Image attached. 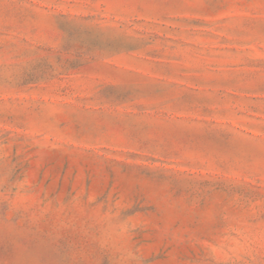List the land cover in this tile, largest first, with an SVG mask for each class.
Returning <instances> with one entry per match:
<instances>
[{
	"label": "rangeland",
	"instance_id": "1",
	"mask_svg": "<svg viewBox=\"0 0 264 264\" xmlns=\"http://www.w3.org/2000/svg\"><path fill=\"white\" fill-rule=\"evenodd\" d=\"M0 264H264V0H0Z\"/></svg>",
	"mask_w": 264,
	"mask_h": 264
}]
</instances>
